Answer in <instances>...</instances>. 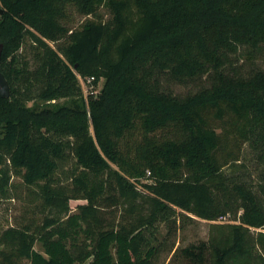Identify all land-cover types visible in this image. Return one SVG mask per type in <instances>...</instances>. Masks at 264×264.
Wrapping results in <instances>:
<instances>
[{"label": "trees", "instance_id": "1", "mask_svg": "<svg viewBox=\"0 0 264 264\" xmlns=\"http://www.w3.org/2000/svg\"><path fill=\"white\" fill-rule=\"evenodd\" d=\"M0 44V199L14 174L44 213L0 232V264H155L157 222L240 207L173 260L264 264V181L256 194L225 171L243 143L264 150V69L233 67L243 47L264 56V0H0ZM79 75L103 87L85 98ZM203 78L185 95L163 84Z\"/></svg>", "mask_w": 264, "mask_h": 264}, {"label": "rangeland", "instance_id": "2", "mask_svg": "<svg viewBox=\"0 0 264 264\" xmlns=\"http://www.w3.org/2000/svg\"><path fill=\"white\" fill-rule=\"evenodd\" d=\"M100 13L104 16V19L110 17L108 9L101 7ZM70 26L79 27L88 16L80 14L75 7L70 8ZM30 39L24 44V49H29ZM55 45L54 42H51ZM23 48L19 51L22 52ZM233 67L238 71H242L247 74L251 70L262 68L264 69V56L249 58L248 47H243L239 51V54L233 56ZM205 78L188 80L186 82H176L169 79H164L163 84L172 92L180 95H185L190 92L197 91L200 87L206 85ZM104 84V78H101L98 82L82 83V88L85 98L89 92L97 94ZM63 99H60L62 101ZM29 104H32L30 102ZM92 132L94 133V129ZM220 131V128L218 129ZM70 166V165H69ZM227 179L229 183H243L250 186V188L257 194V185L264 181V150L257 145V142H245L241 146L240 159L234 163H230L225 167ZM63 180L66 176L62 174ZM10 186L7 194L0 199V232L11 225H20L22 222L34 220L40 223L43 219L44 213L40 209L41 197L38 188L34 185H27L22 177L12 175L10 179ZM84 199H73L70 201L72 210H76L79 204L86 203ZM240 202V201H239ZM178 209L177 218L171 217L169 221H159L156 223L152 231H148L147 234L150 239H154V235L157 236L159 245V251L156 255L155 264H175L173 260L174 252L177 248L181 249L190 244H198L202 241H208L213 224H228V223H240V216L243 213V208L240 207L234 209L232 212L223 215V218L217 220H207L199 218L192 214L189 216H182L179 214ZM107 216H109L107 214ZM113 219L120 218V211L116 208L113 209L111 215ZM174 220H177L176 222ZM264 231L262 228H252V234L256 235L257 231ZM154 233V234H153ZM35 248L41 250L40 243L35 244ZM23 264H31L27 259L23 260ZM234 264H240L237 261Z\"/></svg>", "mask_w": 264, "mask_h": 264}, {"label": "water", "instance_id": "3", "mask_svg": "<svg viewBox=\"0 0 264 264\" xmlns=\"http://www.w3.org/2000/svg\"><path fill=\"white\" fill-rule=\"evenodd\" d=\"M3 44H0V59L2 56ZM11 94V85L5 74L0 71V96L9 97Z\"/></svg>", "mask_w": 264, "mask_h": 264}, {"label": "built area", "instance_id": "4", "mask_svg": "<svg viewBox=\"0 0 264 264\" xmlns=\"http://www.w3.org/2000/svg\"><path fill=\"white\" fill-rule=\"evenodd\" d=\"M79 80H80V83H91L94 81V77H87V78H83L79 75ZM224 216H221L220 218H223Z\"/></svg>", "mask_w": 264, "mask_h": 264}]
</instances>
